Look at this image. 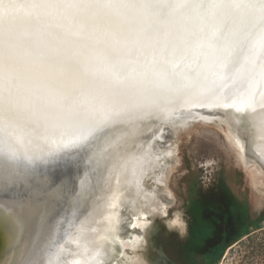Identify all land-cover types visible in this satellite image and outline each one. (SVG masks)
<instances>
[{"label":"bare ground","instance_id":"6f19581e","mask_svg":"<svg viewBox=\"0 0 264 264\" xmlns=\"http://www.w3.org/2000/svg\"><path fill=\"white\" fill-rule=\"evenodd\" d=\"M221 22L239 29L243 43L235 52L239 58L238 71L210 85L211 102L206 107L187 108L165 103L162 106L171 110L170 115L153 110L112 117L89 144L67 150L60 148L59 142L71 134L46 138L16 127L0 129V185L14 190L25 168L38 166L41 171L67 180L71 188V194L57 205L54 221L38 218L27 225L20 223L15 200L0 194V208L5 216L11 225L20 223L24 232L20 245L6 256L4 264H120L123 256L131 264H140L135 252L144 237L131 231L144 233L141 230L146 229L147 215L153 210L164 211L157 184L167 194L161 168L169 164L173 154L170 148L162 147L164 133L169 139L190 122L224 125L244 163L250 166L244 155V141L227 117L219 115L233 113L245 122L251 151L264 161V38L259 34L264 22L261 17L218 12L195 19L168 55L172 61H178L180 49L207 45L213 28ZM5 141L7 154L3 151ZM54 148L55 155L49 156ZM252 169L257 177L264 175L255 167ZM150 177L154 180L151 190L145 187ZM123 222L129 228L121 232Z\"/></svg>","mask_w":264,"mask_h":264},{"label":"clouds","instance_id":"9594fccd","mask_svg":"<svg viewBox=\"0 0 264 264\" xmlns=\"http://www.w3.org/2000/svg\"><path fill=\"white\" fill-rule=\"evenodd\" d=\"M218 12L264 0H0V129L51 138L169 103V49Z\"/></svg>","mask_w":264,"mask_h":264},{"label":"rangeland","instance_id":"374dc122","mask_svg":"<svg viewBox=\"0 0 264 264\" xmlns=\"http://www.w3.org/2000/svg\"><path fill=\"white\" fill-rule=\"evenodd\" d=\"M225 114L250 166L224 125L195 121L169 139L165 132L161 146L173 154L161 168L167 194L157 184L164 211L147 215L144 233L131 231L144 237L135 252L140 264H259L264 257V175L252 169L264 174V161L250 149L245 122ZM123 223L121 232L129 228ZM122 263L131 264L124 256Z\"/></svg>","mask_w":264,"mask_h":264},{"label":"snow or ice","instance_id":"6c2138e0","mask_svg":"<svg viewBox=\"0 0 264 264\" xmlns=\"http://www.w3.org/2000/svg\"><path fill=\"white\" fill-rule=\"evenodd\" d=\"M261 21L264 22V16L261 17ZM259 34L264 38V27ZM242 43L240 30L227 22H221L213 28L207 45L180 49V59L172 62V68L178 69L174 72V76L180 94L169 103L187 108L206 107L207 102H211L210 85L214 84L216 79L238 71L239 58L235 52L236 47ZM202 89H207V92ZM153 110L171 114V110L162 105L143 112L151 113ZM126 114H117L113 117H123ZM109 119L90 126L86 131L62 139L59 147L67 150L89 144L96 132ZM3 151L6 154L9 151L7 141L3 145ZM56 151L57 149L54 148L48 155L54 156ZM46 162L41 161V163ZM0 194L15 200L20 223L27 225L38 218L48 222L54 221L57 217V205L71 194V188L67 180L41 171L36 166L25 168L23 178L18 180L14 190L10 191L0 185Z\"/></svg>","mask_w":264,"mask_h":264},{"label":"water","instance_id":"95a60500","mask_svg":"<svg viewBox=\"0 0 264 264\" xmlns=\"http://www.w3.org/2000/svg\"><path fill=\"white\" fill-rule=\"evenodd\" d=\"M194 122L188 123L184 128L193 124ZM152 213L153 211H151L148 216H151ZM23 236V226L20 223L18 224L17 222L11 225L10 220L4 214V210L0 208V264H4V261L7 258L6 256L9 255L14 247L20 245V240L23 238Z\"/></svg>","mask_w":264,"mask_h":264},{"label":"built area","instance_id":"2783aa9c","mask_svg":"<svg viewBox=\"0 0 264 264\" xmlns=\"http://www.w3.org/2000/svg\"><path fill=\"white\" fill-rule=\"evenodd\" d=\"M259 264H264V257L262 258V260Z\"/></svg>","mask_w":264,"mask_h":264},{"label":"trees","instance_id":"16d2710c","mask_svg":"<svg viewBox=\"0 0 264 264\" xmlns=\"http://www.w3.org/2000/svg\"><path fill=\"white\" fill-rule=\"evenodd\" d=\"M233 242H234V241H233ZM233 242H231V243H233ZM231 243H230V244H231ZM230 244H229V246H230Z\"/></svg>","mask_w":264,"mask_h":264}]
</instances>
